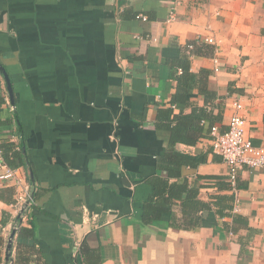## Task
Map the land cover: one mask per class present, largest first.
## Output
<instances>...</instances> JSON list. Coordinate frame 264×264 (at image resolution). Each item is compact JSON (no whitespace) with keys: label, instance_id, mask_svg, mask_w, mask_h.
<instances>
[{"label":"crops","instance_id":"0c3cea01","mask_svg":"<svg viewBox=\"0 0 264 264\" xmlns=\"http://www.w3.org/2000/svg\"><path fill=\"white\" fill-rule=\"evenodd\" d=\"M191 41L213 49L191 55L190 69L208 70L217 96L206 103L194 87L189 105H175L173 73L182 69L169 61ZM0 62L15 101L0 72V122L12 123L0 125V141L24 148L35 198L23 220L14 194L0 200V264H264V167L243 170L234 192L211 132L172 147L171 131L158 126L161 109L208 107L227 130L240 99L264 145V0H0ZM171 150L197 167L170 176L159 160ZM185 176L213 206L201 225L174 226L169 212L144 223L155 180ZM173 211L181 218L180 201Z\"/></svg>","mask_w":264,"mask_h":264},{"label":"trees","instance_id":"16d2710c","mask_svg":"<svg viewBox=\"0 0 264 264\" xmlns=\"http://www.w3.org/2000/svg\"><path fill=\"white\" fill-rule=\"evenodd\" d=\"M188 44L193 46L189 50L188 45V53L169 61L172 67L182 69L181 73H179L178 70H175L173 73L177 85L171 103L175 105H189L188 95L194 87L199 88V92L205 96L206 103H211L217 96V93L208 86L209 71L201 69L198 73L193 72L190 69V56L193 54L212 55L213 49L206 43L191 41ZM4 102L5 97L1 96L0 105ZM221 115V112L214 115L212 110H209L208 107H194L193 110L187 114L183 112L174 113L172 108H166L159 111L158 119H163L164 124L158 123V126L165 127V129L171 131L170 145L172 147L179 142L194 145L201 136L208 135V133L211 132L210 129L212 130L215 123L221 119ZM206 120L209 122L207 131L204 124H202L203 121ZM0 125L11 126L12 123L10 120H6L5 122H0ZM0 147L3 151L5 161L11 167H26L24 148L21 145L17 146L13 141L4 140L0 141ZM159 165L161 168L165 169L170 176L179 178L183 175V169L185 167L196 168L198 164L196 159L171 150L160 157ZM223 183L228 189H231L228 181ZM240 186L241 183L238 182V188ZM199 191V187L189 183L187 176L184 177L182 182H169V180L158 177L154 182L153 195L144 202L141 214L142 220L144 223H152L160 219L163 213L169 212L171 214V223L174 226L183 227L185 229L200 226L203 218L202 212L211 210L213 206L211 202L200 199ZM13 194L15 196L14 187L5 186V188L0 190V200L10 201ZM6 195H9V197ZM155 197H157L156 201L154 200ZM225 200L230 201V198L225 197ZM178 201H180L182 207L181 218L173 211V207ZM220 214L222 215L223 212L221 211ZM235 218L237 219L238 216H235ZM21 231L34 232L32 228L27 229L25 227H22ZM80 254L83 257L84 263H88V261L90 263L93 262L94 259L90 257V249L84 242L80 245ZM97 263L98 260H95V264Z\"/></svg>","mask_w":264,"mask_h":264},{"label":"built area","instance_id":"2783aa9c","mask_svg":"<svg viewBox=\"0 0 264 264\" xmlns=\"http://www.w3.org/2000/svg\"><path fill=\"white\" fill-rule=\"evenodd\" d=\"M142 17V16H139ZM145 18V17H144ZM169 21L175 19V12L169 14ZM156 40V38H153ZM209 42H213L210 38ZM193 47L189 45V48ZM215 71L220 70L218 59H214ZM9 108L13 111L14 105L8 100ZM244 104L240 99L233 101V112L230 115L228 128L225 131L213 126L211 130V146L215 154L221 156L223 162L228 166L227 181L231 190L237 192L240 173L264 167V145L256 144L250 135L247 118L243 113ZM0 180L3 185L13 186L15 189V207L20 212L22 220L26 216V211L32 209L35 204L33 189L28 176L22 167H11L4 159L3 151L0 147ZM13 231L19 229L15 224ZM80 246V243H77Z\"/></svg>","mask_w":264,"mask_h":264},{"label":"water","instance_id":"95a60500","mask_svg":"<svg viewBox=\"0 0 264 264\" xmlns=\"http://www.w3.org/2000/svg\"><path fill=\"white\" fill-rule=\"evenodd\" d=\"M0 72L5 78V81H6V84H7V88H8V91H9V96L11 98L12 103L14 104L15 103V101H14V91H13V88H12L11 79L9 77V74H8L6 68L2 65L1 62H0ZM14 235H15V231H13L12 236L10 238L8 249H10L11 246H12V238L14 237Z\"/></svg>","mask_w":264,"mask_h":264}]
</instances>
